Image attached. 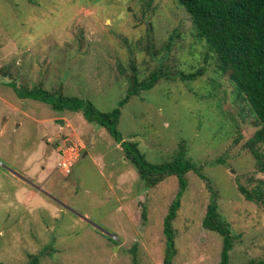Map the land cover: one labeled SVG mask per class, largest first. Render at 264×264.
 Instances as JSON below:
<instances>
[{"label": "rangeland", "instance_id": "rangeland-1", "mask_svg": "<svg viewBox=\"0 0 264 264\" xmlns=\"http://www.w3.org/2000/svg\"><path fill=\"white\" fill-rule=\"evenodd\" d=\"M154 70L162 76L124 103L117 130L151 163L181 147L207 179L185 173L167 262L163 221L177 177L145 186L105 127L9 85L110 111L133 73L141 81ZM258 128L176 0H0V262L133 264L135 255V264H217L222 237L202 226L211 200L234 236L231 264L263 259L264 146L260 161L246 147ZM64 150L69 173L58 166Z\"/></svg>", "mask_w": 264, "mask_h": 264}, {"label": "trees", "instance_id": "trees-1", "mask_svg": "<svg viewBox=\"0 0 264 264\" xmlns=\"http://www.w3.org/2000/svg\"><path fill=\"white\" fill-rule=\"evenodd\" d=\"M187 12L195 35L204 39L215 53L217 68L227 74L236 91L243 96L255 115L259 128L246 142V147L260 161L259 145L264 146V0H176ZM173 34L168 36L166 46L171 45ZM202 68L192 73H182L180 78H192L201 74ZM162 72L154 70L149 76L139 81L135 73L130 76L129 86L117 107L110 111H101L94 104L76 96L55 95L40 86L21 89L14 82L9 85L21 98H33L49 104L54 110L80 111L87 122L94 126L105 127L113 139L118 142L124 154L137 171L145 186L157 185L165 177L175 175L178 179V191L169 205L163 221V232L166 237L167 262L174 255V228L172 221L180 207V197L186 188L185 173L193 170L206 179L180 147L173 160L164 163L149 162L138 147L137 142L123 139L117 130L121 114L120 108L133 95L141 90L151 88L162 76ZM207 180V179H206ZM208 182V181H207ZM209 183V182H208ZM209 185V184H208ZM238 189L247 200H258L260 196L253 195L244 186ZM202 226L217 232L222 237L220 260L217 264H231L230 250L233 247L234 236L228 222L221 216L218 206L211 200L202 219ZM136 263L135 255L133 264ZM0 264H6L0 262ZM40 264L37 255L29 256L26 263ZM251 264H264V258Z\"/></svg>", "mask_w": 264, "mask_h": 264}, {"label": "built area", "instance_id": "built-area-1", "mask_svg": "<svg viewBox=\"0 0 264 264\" xmlns=\"http://www.w3.org/2000/svg\"><path fill=\"white\" fill-rule=\"evenodd\" d=\"M71 153L68 150L63 151L62 160L58 162V166L63 169L66 173L70 171L71 162L69 161Z\"/></svg>", "mask_w": 264, "mask_h": 264}, {"label": "water", "instance_id": "water-1", "mask_svg": "<svg viewBox=\"0 0 264 264\" xmlns=\"http://www.w3.org/2000/svg\"><path fill=\"white\" fill-rule=\"evenodd\" d=\"M55 122H57L59 125H63V119L62 118L55 119Z\"/></svg>", "mask_w": 264, "mask_h": 264}]
</instances>
